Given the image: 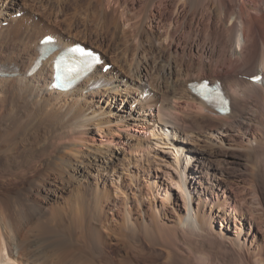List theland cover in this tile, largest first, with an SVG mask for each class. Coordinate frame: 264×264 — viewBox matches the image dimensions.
<instances>
[{"label":"bare ground","instance_id":"6f19581e","mask_svg":"<svg viewBox=\"0 0 264 264\" xmlns=\"http://www.w3.org/2000/svg\"><path fill=\"white\" fill-rule=\"evenodd\" d=\"M0 72V264H264V0H0Z\"/></svg>","mask_w":264,"mask_h":264},{"label":"rangeland","instance_id":"374dc122","mask_svg":"<svg viewBox=\"0 0 264 264\" xmlns=\"http://www.w3.org/2000/svg\"><path fill=\"white\" fill-rule=\"evenodd\" d=\"M22 15H23V14H22ZM22 15H21V16H22ZM211 15H214V11L211 12ZM21 16H19V17H21ZM28 24H29V23H28ZM7 25H8V24H7ZM219 54H220V52L217 53V55H219ZM198 55H200V51H198ZM106 69H107V68L103 67V70H106ZM220 73H221V72H220ZM222 74H223V73H221L220 75H222ZM110 109H111V108H110ZM179 123L182 124L183 122H182V121H179ZM185 123L188 124V122H185ZM230 170H231V169H230ZM230 170H229V171H230ZM218 225H219V223H217V228H219Z\"/></svg>","mask_w":264,"mask_h":264}]
</instances>
